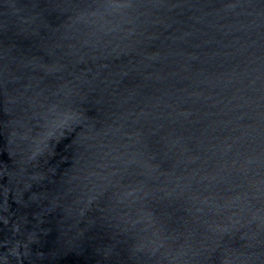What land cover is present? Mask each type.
<instances>
[{
  "label": "water",
  "instance_id": "obj_1",
  "mask_svg": "<svg viewBox=\"0 0 264 264\" xmlns=\"http://www.w3.org/2000/svg\"><path fill=\"white\" fill-rule=\"evenodd\" d=\"M0 264H264V0H0Z\"/></svg>",
  "mask_w": 264,
  "mask_h": 264
}]
</instances>
